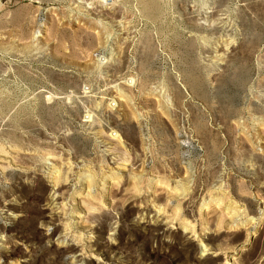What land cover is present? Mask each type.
<instances>
[{
  "label": "rangeland",
  "instance_id": "rangeland-1",
  "mask_svg": "<svg viewBox=\"0 0 264 264\" xmlns=\"http://www.w3.org/2000/svg\"><path fill=\"white\" fill-rule=\"evenodd\" d=\"M0 264H264V0H0Z\"/></svg>",
  "mask_w": 264,
  "mask_h": 264
},
{
  "label": "built area",
  "instance_id": "built-area-1",
  "mask_svg": "<svg viewBox=\"0 0 264 264\" xmlns=\"http://www.w3.org/2000/svg\"><path fill=\"white\" fill-rule=\"evenodd\" d=\"M108 2H111L112 0H107Z\"/></svg>",
  "mask_w": 264,
  "mask_h": 264
},
{
  "label": "bare ground",
  "instance_id": "bare-ground-1",
  "mask_svg": "<svg viewBox=\"0 0 264 264\" xmlns=\"http://www.w3.org/2000/svg\"><path fill=\"white\" fill-rule=\"evenodd\" d=\"M108 2V1H107Z\"/></svg>",
  "mask_w": 264,
  "mask_h": 264
}]
</instances>
